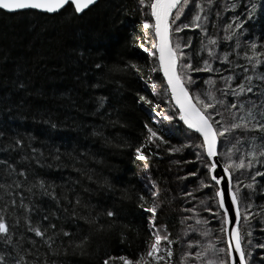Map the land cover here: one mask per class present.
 <instances>
[{
	"label": "trees",
	"instance_id": "16d2710c",
	"mask_svg": "<svg viewBox=\"0 0 264 264\" xmlns=\"http://www.w3.org/2000/svg\"><path fill=\"white\" fill-rule=\"evenodd\" d=\"M204 3L209 4L208 0ZM201 4L189 0L180 19L171 25L173 47L178 44L181 52V45H187L180 64L190 59L193 68L203 69L207 60L213 69L188 72L194 83L185 80V85L193 97L205 99L210 91L215 100L223 102L208 110L219 121L216 128L242 123L241 117L264 124V0H212L208 8L214 5L220 14L212 11L204 18L205 24H200L202 28L192 27ZM253 4L255 10L247 20ZM223 5L226 10L221 9ZM144 11L143 21L152 23L149 9L142 8L139 0H100L82 14L68 5L54 14L0 10V160L6 162L0 164V184L22 182L19 189L14 185L8 191L0 189V214L12 232V244L0 241V255L6 264L18 259L13 245L21 254L24 250L32 253L25 255L27 261L47 259L49 264H103L105 259L119 256L137 260L154 241L150 222L162 226L161 236L167 235L171 241H161L158 254L164 260L158 264H181L186 253L196 256L198 252L204 253L197 258L198 264H205L212 241L203 245L199 234L212 239L214 247L223 239L224 232L219 231L220 224L223 228L222 211L213 193L215 183L205 167L211 160L202 147V136L180 119L160 73L158 54L148 62L154 81L160 85L151 89L148 84L147 53L139 47L143 44L138 34ZM237 23L242 28H237ZM183 24L190 26L184 28ZM177 25L182 29L179 32L175 31ZM146 36L143 48L155 51L154 33L149 30ZM210 39L216 43L210 44ZM252 42L257 43L256 50L251 49ZM133 64L138 70L131 67ZM238 85L252 91L241 92ZM141 96L150 103L140 100ZM233 103L237 107L230 108ZM167 116L172 119H164ZM145 125L161 139L149 143ZM224 139L229 148L224 162L234 173L240 201L249 205L244 211L249 221L244 240L251 252L250 264H264V234L257 238L264 224V176L257 175L264 173V157L253 160L249 155L264 149V130L230 129ZM142 144L145 160L135 154V148ZM231 151L237 155L230 157ZM241 159L253 166L235 167ZM7 165L24 171L26 178L8 175ZM37 178L55 186L50 190L60 198L59 204L37 188L26 191ZM250 184L252 187H247ZM77 196L81 200L75 206L77 217H95V223L71 216ZM21 197L30 207L39 206L27 213L33 222L41 220L46 225L48 221L41 217L55 212L49 220L71 234L57 239L53 246L59 247L60 255L48 253L40 238L26 230ZM13 199L15 205L10 203ZM153 205H158L155 214L146 211ZM105 210L115 215L107 217ZM184 214L195 222L189 224L194 232L183 239L184 232L180 234L177 228L181 219L185 222ZM16 221L19 223L12 228ZM85 236L87 242L78 247ZM30 240L37 242L35 247ZM185 241L194 246L186 247ZM243 248L245 251V244ZM166 249L172 251L170 258ZM144 259L148 257L144 255ZM109 264L119 261L110 260Z\"/></svg>",
	"mask_w": 264,
	"mask_h": 264
},
{
	"label": "snow or ice",
	"instance_id": "6c2138e0",
	"mask_svg": "<svg viewBox=\"0 0 264 264\" xmlns=\"http://www.w3.org/2000/svg\"><path fill=\"white\" fill-rule=\"evenodd\" d=\"M96 3L97 0H0V10H6L8 12L40 10L46 13H58L62 9H65V6L68 5L70 6L72 11L79 14L82 13L84 10L88 9L89 6L94 5ZM139 3L142 7H147L149 9V15L153 20L152 23H149L148 21H143L142 26L143 29L150 30L154 33L155 43L153 44V48L155 51H149L147 48H143V45H139V47L144 52H146L148 56L158 54L157 59L159 61L160 70L163 72L167 80L168 88L171 91L172 98L179 106L180 119L188 126L189 129H194L203 137L202 147L209 161L212 157L216 156L217 154L218 136H224L225 133L230 131V129L251 127L252 130H264V124L250 123V121H245L243 117H241L242 123H231L230 125L223 127L222 130L219 128H214V124L218 125L219 121H215L213 119L212 113L208 110L214 109L215 104L223 102L215 100L213 94L210 91L205 93L207 100L201 99L200 95H196L194 97L190 96L188 89L185 87V80H187L189 84L194 83V81L192 77L188 75V72L212 71L213 69L211 68V65L208 63L207 60L204 61L205 67L203 69L199 67L193 68L191 60L189 59L187 63L180 64L179 67L182 69V71L179 73L177 72V61L184 57L185 54L183 52H178V49L180 47L178 44L175 47H173V45L171 44L170 29L171 25L174 24L176 20L180 19V16L184 12V7L189 3V0H148L147 3L146 0H139ZM209 3H211V0H209ZM197 7H199V5H197ZM255 7V4H253L252 8L248 12L249 17H251V14L255 10ZM174 9L175 12H173ZM170 17H172L171 21ZM200 20V15H195L192 19L191 26L200 28L201 25L197 23V21ZM182 26L184 28H187L190 25L183 24ZM236 27L242 28V24L237 23ZM181 30V26L177 25L175 31L179 32ZM209 43L215 44L216 41L210 39ZM250 46L253 50H256L258 47L256 42H252ZM209 55L211 56L213 55V53L210 51ZM96 67L99 68L100 65L97 64ZM131 67L137 68V65L133 64L131 65ZM228 79H232V77H227L226 80ZM247 79L250 80L251 77H247ZM262 79H264V77H262ZM145 83H147V81H145ZM238 87L241 92L252 91L251 87L245 88L243 85H238ZM140 100L144 101L145 103H150V101H147L143 96L140 97ZM235 107H237L235 103L230 105V108ZM217 114L219 115V113ZM262 115H264V113H262ZM248 116L251 120H255V116L252 115L251 111L248 112ZM164 119L171 120L172 117L167 116L164 117ZM145 127L148 131V136L146 139L149 143H155L157 139H161L156 131H154L152 128H149L147 125H145ZM0 135H2V133H0ZM16 144L19 145L20 141L16 140ZM143 147L144 145L142 144L139 147L135 148V154L140 160H145L147 158L144 152H142ZM33 151H35V149ZM249 155L252 157L253 160H257L258 156L264 157V149H262L258 153L253 150L249 153ZM5 163V161L0 160V164ZM252 166L253 164L251 161H249L246 165L243 159H241L240 162L235 165V167L237 168H251ZM205 167L207 169V173L210 175V179L215 183V185L219 186L221 184V178H218L217 174H213L215 169L217 168V163L206 162ZM223 167L224 172L227 173L229 171V164L226 163ZM5 171H7V174L10 176L18 175L26 178L24 171L17 172L16 169L12 167V165H7ZM257 175L264 176V173L257 172ZM21 184V181H13V185L17 189L21 187ZM13 185L5 186L4 184H0V189L8 191V189L12 188ZM54 187L55 186L53 184H46L43 179L37 178L35 184H32L31 186L27 187L26 191L31 193L33 188H37L40 190L41 195L48 196L57 204H59L60 198L56 196L53 190H50L54 189ZM247 187L251 188L252 185H247ZM152 195L155 196L156 193L153 192ZM227 196H230L231 205H237V196L235 193H232L229 189H221L217 187L215 197L217 199L218 207L222 211L223 224L228 225L230 223H236L238 225V222L241 218L239 209L237 208L235 217L230 220L229 207H226L225 202ZM62 198L66 200L67 196L62 195ZM139 199L143 201L144 196H139ZM10 203L12 205H15L16 200L13 199L10 201ZM80 204L81 200L79 196H77L75 198V205L73 206V211L71 212L72 217H77V213L75 212V206ZM19 206L25 210L24 224L26 226V230L28 232L34 233L35 237L40 238V242L43 245L47 246L48 253H50L51 255H60L61 252L59 247L53 246L56 244L57 239L61 237H68L71 234L68 231H65L62 227L58 228L55 223H52L49 220V216H55L56 213L51 212L48 215H43L41 217L43 221H48V223L45 225L41 223V220L33 222L31 216L27 214L31 211H35L36 208L39 207L38 205L35 207H30L28 204L24 203L23 197H21ZM84 206L87 207V205ZM157 207L158 205H153L147 208L146 211L155 214ZM64 211L67 212L68 209L65 208ZM103 214L107 217H113L115 215L112 210H105ZM77 218L84 220L86 223L96 222L95 217L88 219L87 217L79 216ZM18 223L19 221H16V223L12 225V228H15L16 224ZM150 225L154 229V232L152 233L154 243H152L147 248V251L144 254L148 257L147 260L144 259V255H142L137 260H131L127 256H119L105 259L103 261V264H109L110 260H118L119 264H158L159 261H163L164 256L158 254L159 245L162 240L167 241L168 243H171V241L168 240L167 235L161 236L160 231L162 226H156L155 224H151V222ZM100 227L102 228V226ZM221 231H223L226 235H229L230 239L235 242L234 251L239 254V259L237 261L232 257L233 247L231 243L228 244L227 250L224 248L216 249L215 247L210 245L209 247L212 253L216 255L217 258L207 260V264H245L246 253L242 248L241 235L238 231V228H232L231 230H229L227 227H223ZM87 239L88 237L85 236L81 240L80 245H78V247H82L87 242ZM0 241H3L6 244H12V232L10 231V226L2 214H0ZM29 242L33 245V247H35L37 243L35 240H30ZM262 247H264V245H262ZM13 248L14 250H16V255L18 257V259L14 258L13 264H49L47 259L43 261H27L25 259V255H32V253H29L27 250H24V254H21V251L18 249L17 245H13ZM165 252L167 257L170 258L172 256V251L170 249H166ZM221 253L224 254L223 258L219 256V254ZM201 255H204V253H196L197 258H199ZM0 264H6L3 255H0ZM51 264H56V262L51 261Z\"/></svg>",
	"mask_w": 264,
	"mask_h": 264
},
{
	"label": "rangeland",
	"instance_id": "374dc122",
	"mask_svg": "<svg viewBox=\"0 0 264 264\" xmlns=\"http://www.w3.org/2000/svg\"><path fill=\"white\" fill-rule=\"evenodd\" d=\"M199 2H202V4H201V7H203L200 11H199V14H197V15H200V17H201V19H204V18H208L207 16H209V14L212 12V11H215V12H217L216 13V15L217 14H220V10H216V8L214 7V9H213V6L212 7H210V8H208V5H211V3H209V4H206V3H204V0H198ZM214 1V0H213ZM208 2H209V0H208ZM211 2H212V0H211ZM195 3L197 4V2L195 1ZM141 6V5H140ZM142 7V6H141ZM143 8V7H142ZM222 10H226L227 8L223 5V7L221 8ZM39 12V11H38ZM141 15V17H140V22L142 23L143 22V20H144V18H145V16H146V12L144 11L142 14H140ZM248 15V14H247ZM249 19V15H248V17H247V20ZM197 23H199V24H201V25H203V24H205V19H204V23H201V21H199V22H197ZM172 28V27H171ZM202 28V27H201ZM183 31H184V29H183ZM149 33V30H145V29H143V26H142V30H140L139 32H138V34H139V39H140V41L142 42V44L144 45V46H147V41L145 40V38L147 37L146 36V34H148ZM228 37V36H227ZM227 40H229V38L227 39ZM221 44H223L222 43V39H221ZM228 42V41H227ZM182 46V48H180V50H181V52H183L184 54L187 52V49H186V46H184V44L183 45H181ZM142 51V50H141ZM178 52H180V51H178ZM144 53V52H143ZM146 53V52H145ZM148 58V59H147ZM151 58V56H148L147 55V57H146V68L149 70V75H150V81L148 82V84H149V86H150V88L152 89V86L153 85H155V86H159L160 85V83L158 82H156V81H154V80H156V78H153V76H154V71L151 69V67H150V65H149V62H148V60ZM213 59H215V56H213ZM150 61V60H149ZM180 64V63H179ZM154 86V87H155ZM168 94H169V96H170V99H171V95H170V93L168 92ZM205 100H207V97L205 96ZM175 106V105H174ZM154 107L155 108H157L158 107V104L156 103V102H154ZM159 108V107H158ZM214 117L217 119L218 117L216 116V115H214ZM224 127V126H223ZM223 127H218L217 126V128H219V129H221L222 130V128ZM216 128V127H215ZM192 131V130H191ZM189 137H192V136H189ZM221 138H222V143H221V146L219 147V157H220V160H221V162L225 165L227 162H224V159H226L225 158V152L226 151H228V146H227V143H225V139H224V136H220ZM232 143H233V145L235 146V141L233 140V138H232ZM223 144V145H222ZM230 144V147H233V146H231L232 144L231 143H229ZM246 150H247V148H246ZM248 151V150H247ZM244 152V154H246V151H243ZM233 153H235V152H232L231 151V153L229 154V156L231 157V156H234V154ZM236 155H237V153H235ZM223 157H224V159H223ZM228 164V163H227ZM229 169L231 170V172H232V169H231V167L229 166ZM232 175H233V188H234V190L236 191V193H237V195H238V199H239V203H240V208H241V222H240V228H241V231H242V235H243V240H244V232L246 231L247 232V230L249 231V221H247V215L245 216L244 215V211H246V209L248 210L249 209V205L248 204H242V202L240 201V200H242V198H241V194H240V191L237 189V187H236V184L237 183H235V177H234V173L232 172ZM237 182V181H236ZM213 186H215V189L213 190L214 192L213 193H215L216 192V190H217V185H213ZM244 189V188H243ZM246 189V188H245ZM245 201H246V198H243V202L245 203ZM187 204V203H186ZM185 204V205H186ZM242 206H243V209H242ZM185 207V206H184ZM213 213H215L216 215H217V213L216 212H213ZM184 219H185V222H184V220L183 219H181L180 220V222H179V225H178V228H177V230H179V233L180 234H182L183 232H184V236H183V239L184 238H187V236L188 235H191L192 234V232H194V230L192 229V230H189V224L191 223V221H193V222H195V218H193L192 216H191V218H189V216H188V214H184ZM214 220H216V222H215V224L216 223H218V221H217V218L216 219H214ZM220 223V222H219ZM223 223V222H222ZM196 224V223H195ZM213 224V226L215 225L214 224V221L213 222H211V225ZM202 226H205L204 224L202 225ZM206 227V226H205ZM223 227H225V225L223 224ZM187 228H188V230H187ZM185 229H186V231H185ZM219 231H221V224H220V226H219ZM258 233H260V235H257L258 237L257 238H259V236H262V234H264V224H262L261 226H260V228H259V232ZM200 236V237H199ZM199 238L200 239H203V245H208V243H210L211 241V246H213V240L212 239H210V240H208V238H206L207 236H205V234H199ZM221 240L218 242V244H216L215 245V248L216 249H220V248H224V249H226L227 250V247H228V243H227V239H226V235H225V233H224V236H223V239L222 238H220ZM242 240V241H243ZM251 240V239H250ZM249 240V241H250ZM152 243H154V241L152 242ZM151 243V244H152ZM185 243H186V247H192V246H194V245H192V244H189L188 242H186L185 241ZM243 243L245 244V253H246V261H247V264H250V256H251V252L250 251H248V246L246 245V241L244 240L243 241ZM150 244V245H151ZM243 244V245H244ZM191 245V246H190ZM210 246V245H209ZM207 247V252H206V254H205V257H204V262H205V264H207V260H209V259H216L217 257H216V255H214L213 253H212V251H211V249H210V247ZM214 247V246H213ZM219 256L220 257H222L223 258V256H224V254H219ZM252 257V256H251ZM201 258V257H200ZM181 260H182V263L181 264H192V262H194V264H198L199 262H198V260H197V256H195V255H192L191 253H186V257L185 258H181ZM168 261L166 260V263H167Z\"/></svg>",
	"mask_w": 264,
	"mask_h": 264
},
{
	"label": "water",
	"instance_id": "95a60500",
	"mask_svg": "<svg viewBox=\"0 0 264 264\" xmlns=\"http://www.w3.org/2000/svg\"><path fill=\"white\" fill-rule=\"evenodd\" d=\"M100 1V0H99ZM98 0H97V3L99 2ZM95 5V4H94ZM67 6V5H66ZM65 6V7H66ZM91 6H93V5H91ZM90 7V6H89ZM63 10V9H62ZM86 10H88V9H86ZM4 11H6V10H4ZM36 11H39V12H42V13H46V12H43V11H40V10H36ZM6 12H8V11H6ZM83 12H85V10L83 11ZM82 12V13H83ZM173 12H175V9L173 10ZM13 13V12H12ZM82 13H79V14H82ZM49 14H54V13H49ZM170 19H171V17H170ZM170 41H171V44L173 45V42H172V38H171V29H170ZM179 60L177 61V72L179 73ZM161 72V74H162V76H163V78L165 79V81H166V84H167V80H166V78H165V76H164V74H163V72L162 71H160ZM167 86H168V84H167ZM185 87L188 89V87L185 85ZM169 89V88H168ZM170 90V89H169ZM188 91H189V89H188ZM171 92V91H170ZM189 94H190V96H192V94H191V92L189 91ZM171 98H172V94H171ZM172 102H173V104L175 105V107L179 110V106L176 104V102H175V100L172 98ZM180 111V110H179ZM185 124V123H184ZM186 125V124H185ZM187 126V125H186ZM188 127V126H187ZM214 128H215V126H214ZM190 130H192V131H195L194 129H190ZM196 132V131H195ZM198 133V132H197ZM202 139H203V137H202ZM219 147H220V139H219V136H218V139H217V154H216V156H214V157H212L211 158V162H215V163H217V168L215 169V171H214V173L213 174H217L218 175V178H221V184L218 186L219 188H221V189H229L232 193H235L236 194V192H235V190H234V188H233V175H232V172H231V170L229 169V171L227 172V173H225L224 172V164L221 162V160H220V157H219ZM236 196H237V194H236ZM226 207H229V217H230V220H232L234 217H235V213H236V210H237V208L239 209V212H240V217H241V208H240V205H239V201H238V198H237V205H231V199H230V196H227L226 197ZM242 218V217H241ZM241 218H240V220H239V222H238V225L236 224V223H230V224H228V225H225V227H227L229 230H231L232 228H238V231H239V233H240V235H241V232H240V227H239V224H240V222H241ZM226 235V234H225ZM226 239H227V243L229 244V243H231L232 244V247H233V252H232V257L235 259V260H237L238 261V259H239V254L238 253H236L235 251H234V248H235V242L234 241H232L231 239H230V236L229 235H226ZM241 244H242V239H241ZM242 248H243V246H242ZM245 264H247V261H246V256H245Z\"/></svg>",
	"mask_w": 264,
	"mask_h": 264
},
{
	"label": "bare ground",
	"instance_id": "6f19581e",
	"mask_svg": "<svg viewBox=\"0 0 264 264\" xmlns=\"http://www.w3.org/2000/svg\"><path fill=\"white\" fill-rule=\"evenodd\" d=\"M99 1V0H98ZM179 61H180V59H179ZM158 63H159V61H158ZM180 63V62H179ZM159 68H160V66H159ZM161 71V70H160ZM161 73V72H160ZM162 75V74H161ZM163 77V76H162ZM165 80V79H164ZM165 85H166V88H167V90H168V92L170 93V95H171V92H170V90L168 89V86H167V84H166V81H165ZM171 100H172V98H171ZM238 198V197H237ZM238 201H239V199H238ZM239 205H240V203H239ZM221 210V209H220ZM239 227H240V224H239ZM241 232V231H240ZM242 239V238H241ZM242 246H243V243H242ZM243 250H244V248H243Z\"/></svg>",
	"mask_w": 264,
	"mask_h": 264
}]
</instances>
